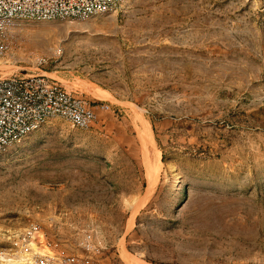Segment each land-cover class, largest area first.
Segmentation results:
<instances>
[{
	"label": "rangeland",
	"instance_id": "374dc122",
	"mask_svg": "<svg viewBox=\"0 0 264 264\" xmlns=\"http://www.w3.org/2000/svg\"><path fill=\"white\" fill-rule=\"evenodd\" d=\"M0 38V80L90 116L0 150V264H264V0H118Z\"/></svg>",
	"mask_w": 264,
	"mask_h": 264
},
{
	"label": "bare ground",
	"instance_id": "6f19581e",
	"mask_svg": "<svg viewBox=\"0 0 264 264\" xmlns=\"http://www.w3.org/2000/svg\"><path fill=\"white\" fill-rule=\"evenodd\" d=\"M117 1L0 0V23L13 19L43 21L76 19L83 15L94 14ZM4 53L5 47L0 38V60L3 58ZM88 108V100L72 95L55 81L43 75L0 80V150L11 142H21L29 133L40 127L42 123L53 118L63 119L78 129H87L90 122ZM145 144L147 143L144 142L143 145L145 146ZM155 158L156 156L152 159L153 165L148 168L149 172L155 170L154 165L157 161ZM153 180L155 179L153 178ZM148 181L153 185L152 180ZM150 187L152 186L150 185ZM2 264L30 263L3 258Z\"/></svg>",
	"mask_w": 264,
	"mask_h": 264
},
{
	"label": "crops",
	"instance_id": "0c3cea01",
	"mask_svg": "<svg viewBox=\"0 0 264 264\" xmlns=\"http://www.w3.org/2000/svg\"><path fill=\"white\" fill-rule=\"evenodd\" d=\"M96 99H99V98H96ZM99 100H103V99H99ZM93 102H95V103H99V102H102V101H93ZM103 103V102H102ZM96 113H97V115L100 113V111L98 110V109H96ZM63 258L64 257H69V258H71V259H69V258H67V259H69V260H71V261H74L73 263L74 264H77L78 263V260H77V257L76 256H74V255H69V256H62Z\"/></svg>",
	"mask_w": 264,
	"mask_h": 264
}]
</instances>
